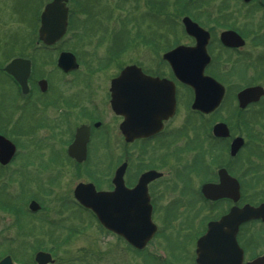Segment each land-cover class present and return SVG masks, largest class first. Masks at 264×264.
Listing matches in <instances>:
<instances>
[{
    "label": "rangeland",
    "instance_id": "rangeland-1",
    "mask_svg": "<svg viewBox=\"0 0 264 264\" xmlns=\"http://www.w3.org/2000/svg\"><path fill=\"white\" fill-rule=\"evenodd\" d=\"M78 1L83 7V11L82 13L75 12L73 22L76 23V28H72L65 35L63 41L55 45L53 54L56 56L59 51L69 50L78 53L79 73L86 71L88 68L86 65L99 67V65L109 63L110 66L115 65L118 68L132 63L146 65L147 58H151L152 54L141 45V38L147 37L149 33L164 35L165 32H169L171 36L165 41L166 45H171L179 39L180 42L178 43H183L186 39L182 28H180V19L182 16L188 15L187 11L189 12L190 9L188 0ZM35 2L36 0H0V36L8 32L28 34L33 22L28 20L30 13L36 8ZM206 2L207 0H198L193 8H196V13L204 18L202 21L199 20V23L203 26H209L212 31L217 33L223 26L212 27L211 21L207 22L206 17L209 16V19L213 17L207 10ZM180 5L183 8L180 9ZM217 5L227 7V13H224L228 17L226 24L235 23L239 21L238 19L242 22L243 12L244 16L250 17L249 27L254 31L259 26H263L264 15L257 10L249 11L247 14L235 0H218ZM213 19L217 20L216 17ZM261 31L262 29H260L259 34ZM134 36L138 39L132 42L135 39ZM128 40L132 42V48L127 50ZM262 52L261 57L264 58V50ZM113 56L116 61L114 58L111 61ZM227 61L232 64H227ZM261 64L262 68L256 72L260 78L254 80L257 75L253 71H250L251 73L249 71L244 72L246 64L236 54L231 56L215 54L213 73L225 86L226 95L218 112L209 116L207 121H202L189 114L187 110L190 102L187 101L184 90H181L178 110L175 116L166 123L165 139L160 138L153 143L154 148H161L163 142L172 143L174 141L169 149L163 148L164 150L157 152L159 157L163 155L160 171L165 174L164 179H162L163 184L160 187L161 192L158 191L163 197L155 198L156 211L152 217L158 233L141 252L133 250L122 239L104 230L95 217L89 211L78 206L72 198L71 191L78 181L94 178V170L89 167L92 163L88 166H84V164L79 170L71 164L64 163L53 167L49 166L46 171L44 170L46 164V161H43L44 155L50 153L47 146L51 145V139L54 140L52 135L50 138L46 136L45 131H40L29 138L27 136L19 139L27 149L22 153V157L20 155L17 161L5 170L8 176L3 178L1 175L0 190L18 196L15 197L14 202L17 201L21 209L25 199L30 196L37 198L38 202L43 205L41 212L36 215V222L33 225L38 239L37 246L41 247L42 250H52L48 240L44 239L45 236H48L54 245L68 233L72 234L59 248L53 249L56 260H77L71 264H176L177 262L182 264V260H194L195 240L198 238V234L204 230L205 224L212 214L208 207L204 208L196 200L194 195L189 193L188 197L180 198V192L177 188L180 187V191L186 192V188H189L190 185L191 193H196L202 183L215 181L218 168L225 167L228 169L231 167L233 170L239 171V156L235 159L227 158L228 141L211 144L207 133L210 134V126L217 122H224L228 125L231 136H238L239 112H235L237 107L234 96L245 83L258 82L257 84L264 88V59H262ZM48 70L54 72V90H60L64 97L71 96L79 90L82 91L80 88L84 84L79 79L76 80L69 76L57 80L58 72L56 69L48 67L46 72ZM114 73L113 69L94 76V78L97 77L98 91H101V88L103 91L105 90L107 84L105 77H110ZM0 79L2 80L1 76ZM9 92L13 94L12 90ZM55 110L54 118L57 117V121L55 119L53 124L58 123L62 117L61 115L57 116L60 110ZM51 119H53L52 116L49 120ZM53 124L50 123L51 126ZM262 124L264 126V120H262ZM13 130V128H9L11 134L15 136ZM178 130L176 136L175 131ZM61 131L64 132V130ZM54 134L58 136L60 132ZM117 134L112 132L111 136L101 135L97 137V189L108 188V180L112 168L116 165L115 161L119 160V157L123 159L124 152L127 151V154L131 155L132 163L133 165L136 164L137 167L140 161L146 160L143 153L144 144L134 143L127 146L119 132ZM170 134L175 136V140L173 136L170 138ZM262 140L261 142H264V136H262ZM105 142L107 147H105ZM170 151H174L175 157L169 155ZM254 151L258 152L261 162L255 163L256 158L249 156V152H247L245 155L247 172L246 177L243 178L245 192L249 195L256 194L249 201L252 203L264 199V148ZM30 161L34 162L36 166L34 164L24 165ZM188 166H192L193 169L186 173ZM84 167L86 168L84 169ZM183 168L185 169L183 170ZM178 170L179 173L176 175ZM26 171L27 173H25ZM231 173L234 174L233 171ZM237 174L234 176L241 178L242 175ZM177 176L180 178L178 179ZM50 178L54 179V184H50L51 188L46 187L45 190H47L44 194L39 189H42ZM60 195L64 197L63 202L55 200ZM218 208L219 206L214 208L212 213H215ZM0 216L6 219V217L11 218L13 215L8 216L0 212ZM12 219L15 222L14 218ZM21 220L24 225L28 218L23 215ZM11 221H3L0 240L14 235V229L10 228ZM250 230L255 236L260 235L258 232H261V244L255 249L252 247V250L247 254L248 257L264 255V227L252 226ZM7 250L5 247H0V254ZM60 264L65 263L62 261Z\"/></svg>",
    "mask_w": 264,
    "mask_h": 264
},
{
    "label": "flooded vegetation",
    "instance_id": "flooded-vegetation-1",
    "mask_svg": "<svg viewBox=\"0 0 264 264\" xmlns=\"http://www.w3.org/2000/svg\"><path fill=\"white\" fill-rule=\"evenodd\" d=\"M198 0H188L190 2V9L188 13V17L196 23L202 30H205V32L208 34L207 43L205 45V51L207 56L209 57V63L205 67L204 74L214 77L213 68H214V62H215V54L217 53L219 56L221 55H229L236 54L240 59H242V62L245 63L244 72H256L259 70V68H262V51L264 50V21L263 26H259L256 31H254L251 27H249L250 24V17L249 16H243L242 22L240 19L239 21L232 23V24H226L228 23V17L227 13V7L219 6L217 5L218 0H207V10L210 12L212 17H216L215 19H209V16L205 19L207 22L211 21V26L215 27L216 25L223 26V28L215 33L212 31V29L209 28V26H203L199 23V20H203L204 18L196 13L197 9L193 8L197 4ZM236 3L240 8L245 10L247 14L253 11H259L262 15H264V7L261 6L260 0H235ZM52 0H36V8L35 10L30 13V18L28 21L32 22V27L29 29L28 34H19L15 32H8L7 34H2L0 36V76L2 77V80L0 79V137L7 140L9 143L13 145L14 152L11 155V158L5 162H0V177L4 178V176H8L6 174L5 170L10 168V166L17 161L19 156L27 149V147L19 140L23 137H32L36 133L40 131H45V135L51 139V145L47 146V149H49L50 153L45 154L43 152V155L45 156L43 161H46V164L44 165V170L50 166H56L61 163L64 164H71L76 167V169H80L81 166H88V164H91L89 166L91 170H94V178L83 181L80 180L76 183V185L73 187L71 191L72 198H74V189L79 183H91L96 191H113L116 186L113 183V179L115 178V174L117 169L122 165L125 164V169L122 175V181L123 185L126 189H133L137 183L139 178L142 174L154 171L161 174L160 177L152 179L147 183V195L149 198V203L152 207V217L154 216V213L156 211V207L154 204L155 198H161L163 195H160V187L162 186L163 182L162 179H164V173L160 171V166L162 164L163 155L158 156V151L166 150L170 148V146L173 145L174 141L172 143L169 142H163V146L161 148H154L153 143L157 142L158 139L164 138L165 139V133H166V121L164 123V127L162 131L159 133L147 137L145 139H139L135 140L132 143H125L127 146H130L134 143H142L145 145L144 149V155L146 160L140 161L139 166L137 167L136 164L133 165L131 155L127 154V151L123 154V159L119 157V160L117 159L115 161V166L112 168V171L110 173V178L108 180V188L107 189H97V137L101 135H110L112 132H114L115 135H118L119 132V125L122 122V117L117 115L111 108V93H110V85L114 78H116L119 73L127 66L129 65H136L138 66L141 71L150 77L158 78V79H166L169 82L172 83L174 88V97H175V114L179 107V97L181 90H184L185 97L188 102H192L193 100V93L191 88L188 86L182 85L180 81L177 80L175 74L173 73L171 66L163 59V55L167 52L172 51L173 49L183 46L187 48H192L196 45V41L194 38L188 36L184 28L181 24L182 18L186 15L182 16L180 19V28H182L185 41L183 43L179 40H176L171 45H166L165 41L170 38V33L165 32V34H150L147 35V37L141 38V45H143L146 48V51L150 52L152 57L147 58L146 62L147 64L137 65V64H129L121 67L117 66H110L109 63L99 65L98 66H87L86 71H83L82 73H79V56L78 53L70 51H59L56 56L54 53V47L59 43L60 41H63L65 35L70 31L76 28V23H74L71 18L75 14V12L71 11V8L73 6H80V2H74L73 0H68L67 7H68V24H67V31L64 37L58 41L55 44L47 45L39 40V23H40V14L44 8L45 5L51 3ZM186 5V4H184ZM187 7V5H186ZM183 8L182 5H180V9ZM185 8V6H184ZM221 10V11H220ZM183 13V12H182ZM195 15H193V14ZM191 14V15H190ZM217 14V15H216ZM190 15V16H189ZM192 16V17H191ZM238 23V25H236ZM236 25V26H235ZM254 27V26H253ZM260 29H262L261 33L259 34ZM234 32L236 35L240 37L242 40V43H240L239 46L236 47H229L227 45H224L220 41L221 34L224 32ZM138 34V33H136ZM74 35V34H73ZM164 36V37H163ZM169 37V38H168ZM135 39L133 41H137L136 36H134ZM144 41V43H143ZM128 40V44H129ZM132 42L130 44H127V50L128 48H132ZM4 45V47H3ZM7 47V48H6ZM62 52H71L73 53L77 67L75 70H72L71 72H64L56 65L57 57ZM56 57V58H55ZM115 57L113 56L111 58V61L114 60ZM14 60H19V78H22V74H25V88L26 91L23 92V86L22 81H19L17 77H14L11 73L6 71V67L8 64H10ZM116 61V59H115ZM227 64H230L229 61H227ZM232 64V63H231ZM230 64V65H231ZM229 65V66H230ZM26 66V67H25ZM55 66V67H54ZM242 66V65H241ZM48 67L55 68L57 73V80L58 79H64L65 77L72 76L76 80H80L81 83L84 85L80 88L82 89L75 92L71 96H63L60 93V90L55 91L54 90V72L53 70L46 72V69ZM114 67V68H113ZM18 68V67H17ZM94 68V70H92ZM115 73L111 75L110 77H105L107 79L106 88L103 91V88H101V91H98V86L96 79L94 78L98 73H104L106 71L113 70ZM212 72V73H211ZM250 72V73H251ZM85 74V75H84ZM254 80H258L260 78L259 74H256ZM218 79V78H216ZM258 82H251V83H245L243 86L238 90L254 87V86H260L257 84ZM7 86V87H6ZM262 87V86H261ZM263 88V87H262ZM264 89V88H263ZM10 90L13 91V94H10ZM99 92V93H98ZM98 93V94H97ZM12 95V96H11ZM8 100V102H7ZM264 97L261 98L257 103H252L245 107L244 109H241L239 111V117H238V127H239V133L238 136L243 139V146L238 152L240 166L238 167L239 175L241 174V178H237L239 183V198L238 201L233 204L231 200L223 198L218 199L216 201H210L205 199V197L201 193V188L204 184H213L217 183V169L216 170V177L215 181H206L201 184L199 187L198 192L191 193L192 188L189 185V188H186V192L180 191V187L177 188V190L180 192V198L188 197L189 193L191 195H194L196 200H198L204 208H209L211 211V216L208 218V221L205 224L204 230L198 234V238L201 237L206 232V226L207 223L210 221H215L221 218L223 215L227 214L229 209L233 206L236 207H243L245 204H250L253 206H258L260 203L264 202L263 200H256L255 203L249 202L251 198L255 197L256 194H247L245 192V187L243 185L244 183V177L246 174V153L249 152V156H253L256 158V162L259 161V154L258 152L254 151L256 150H262L264 148V142L262 140V136H264V126L262 124V120H264ZM55 109L60 110L58 112L57 116L61 115V119L58 120V123L53 124V121L57 117L54 118V112ZM12 111V112H11ZM191 116L198 117L200 120H206L211 114L203 115L197 111H191L190 109L187 110ZM174 114V116H175ZM50 116L53 117V119H50ZM173 116V117H174ZM50 123L53 125L51 126ZM209 123V122H208ZM201 127H203V124H201ZM9 128H13L12 131L15 136L11 134V131H9ZM82 129L84 135H86V141L84 144V160L81 162L76 161V159L72 158L68 151L70 146L75 141L76 132L78 129ZM211 128L210 126V134H208V140L211 144H213V136L211 135ZM61 130H64L62 132ZM47 131V132H46ZM205 131V130H204ZM56 132H60V134L57 136ZM179 130L176 133V136L178 134ZM207 132V131H206ZM10 133V134H9ZM12 135V136H11ZM119 135L121 136V133L119 132ZM170 138H172L173 134L169 135ZM122 137V136H121ZM175 140V136H173ZM123 139V138H122ZM124 141V140H123ZM225 143H227V158H229V139L224 140ZM223 141V142H224ZM60 144V145H59ZM60 146V147H59ZM125 146V147H127ZM105 147H107V143L105 142ZM152 149V150H151ZM175 151V150H174ZM174 151H170L169 155L171 157H175ZM252 153V154H251ZM93 154V158H92ZM120 161V162H119ZM229 161V159H228ZM34 162H29L24 165H32ZM87 164V165H86ZM260 164V163H259ZM35 165V164H34ZM36 166V165H35ZM138 169H136V168ZM86 167H84L85 169ZM185 168H183L184 170ZM193 169L192 166H188L186 168V173L188 171H191ZM227 170V169H226ZM227 172L233 176L234 174H231L228 170ZM27 173V171L25 172ZM179 173V170L176 171V175ZM23 178V177H22ZM96 178V180H95ZM179 179L180 176H177ZM54 179L50 178L42 189H39L42 193L45 194V188H51L50 184H54ZM11 182V181H9ZM33 183H35V180H33ZM40 184V183H39ZM49 186V187H48ZM3 190V189H2ZM51 190V189H50ZM160 191V192H158ZM47 194V193H46ZM13 198L11 199V197ZM251 196V197H250ZM15 194L6 193L4 191L0 190V212L5 213L10 217H6L4 219L0 216V233H2V226L3 221L7 220L10 223V228H13L14 235H11L10 237H5L3 240H0V247H5L8 249L5 253L0 254V263L3 262V264H38L37 260H35V255L39 251L38 249H41V247L37 246V236L35 235V225L36 222V215L41 212V209L43 205L38 202L37 198L35 197H27L24 201V204L22 206V209L19 208L20 204L14 200L16 199ZM46 199V196H44ZM193 198V199H195ZM4 200V201H2ZM55 200H58L60 202L64 201L63 196H58L55 198ZM34 201L37 203L38 208L36 210H31L29 208V205L31 202ZM42 206H41V205ZM219 208L216 210L215 213H212V210L215 208ZM224 206V207H223ZM25 207V208H24ZM25 215V217L28 218L26 224H22L21 217ZM15 222H13V219ZM252 226H258L259 228L264 227V221L261 219H257L254 221H249L246 223H242L238 227V231L236 234V241L239 246V248L242 251V260L241 264H249L252 263L255 260L263 259L264 261V255L259 254L255 255L253 257H248V252L254 249L261 244V232L259 231L260 235L255 236L252 232L251 227ZM36 231V230H35ZM158 233V229L156 231V234ZM155 234V235H156ZM257 234V233H255ZM154 235V237H155ZM72 234H67L64 238H62L57 244H54L50 242L48 239V236H45V240L49 243L50 248H52L51 251L42 250L49 252L52 256L56 248H59L62 244L65 243L68 238H70ZM116 236V235H115ZM118 237V236H116ZM153 237V238H154ZM195 240V244L197 239ZM259 241V242H258ZM264 242V241H263ZM53 249H55L53 251ZM29 250V251H28ZM55 258V256H54ZM8 259V260H4ZM62 261H64L65 264H71L77 260H52L51 263L48 264H60ZM182 264H198L196 260H182ZM176 264H181L177 262ZM264 264V263H263Z\"/></svg>",
    "mask_w": 264,
    "mask_h": 264
},
{
    "label": "water",
    "instance_id": "water-1",
    "mask_svg": "<svg viewBox=\"0 0 264 264\" xmlns=\"http://www.w3.org/2000/svg\"><path fill=\"white\" fill-rule=\"evenodd\" d=\"M65 2L66 0H53L45 6L40 16L39 39L47 45L56 43L65 33L67 20ZM260 4L264 7V0H260ZM183 24L186 33L195 38L196 47H179L165 54L163 58L169 62L177 79L193 89L192 109L207 114L219 106L224 88L212 78L203 75L209 61L205 53L208 34L188 18L183 19ZM220 38L221 42L229 47H236L241 43L232 32H225ZM57 65L65 72L77 67L75 58L70 53H61ZM19 67V60H15L6 67V71L22 81L25 92V74L19 78ZM111 93L113 110L124 118L120 130L126 142L159 132L162 121L174 113V92L168 82L149 78L135 66L126 67L119 77L112 81ZM263 94L260 87L247 88L239 92L237 94L239 107L245 108L248 104L258 101ZM213 135L216 138H227L229 131L225 124L218 123L213 127ZM86 139L83 130L78 129L75 141L69 148V155L78 162L84 160ZM242 145L241 138H234L230 145V156H235ZM13 152V145L0 137V162H7ZM124 169L125 164L116 171L113 179L116 188L113 192H96L92 184H79L75 188L74 196L84 208L95 215L105 229L123 237L134 248L141 250L156 230L151 222V206L146 186L152 179L160 177V174L147 172L140 177L134 189L128 190L122 181ZM218 178V184H206L202 187L204 197L210 200L228 198L236 202L239 198L237 181L224 169L218 171ZM30 208L36 210L38 205L31 203ZM256 219L264 221V203L258 207L251 205L242 208L232 207L218 221L208 223L206 234L197 241V263L241 264L242 251L236 243L235 236L242 223ZM35 260L38 264H47L52 258L50 254L39 252ZM263 263V259H258L249 264Z\"/></svg>",
    "mask_w": 264,
    "mask_h": 264
},
{
    "label": "trees",
    "instance_id": "trees-1",
    "mask_svg": "<svg viewBox=\"0 0 264 264\" xmlns=\"http://www.w3.org/2000/svg\"><path fill=\"white\" fill-rule=\"evenodd\" d=\"M82 9H83V7L80 5V10H79V8H77L76 10H78V11H80V12L82 13V11H83ZM76 13H77V12H76ZM236 123H237V122H236ZM231 124H232V123H231ZM228 169H229L230 172L233 171L234 174H237V173H238V170H237V171H236V170H233V168H231V167L228 168ZM237 175H238V174H237Z\"/></svg>",
    "mask_w": 264,
    "mask_h": 264
}]
</instances>
